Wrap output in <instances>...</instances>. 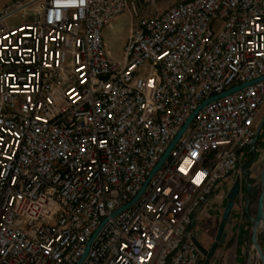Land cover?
<instances>
[{"label": "built area", "instance_id": "1", "mask_svg": "<svg viewBox=\"0 0 264 264\" xmlns=\"http://www.w3.org/2000/svg\"><path fill=\"white\" fill-rule=\"evenodd\" d=\"M38 1L0 7V264H79L96 232L81 264H202L191 229L264 80L199 111L132 202L203 102L264 77V0H42L8 23ZM130 9L120 61L104 31Z\"/></svg>", "mask_w": 264, "mask_h": 264}, {"label": "crops", "instance_id": "2", "mask_svg": "<svg viewBox=\"0 0 264 264\" xmlns=\"http://www.w3.org/2000/svg\"><path fill=\"white\" fill-rule=\"evenodd\" d=\"M12 0H0V7L9 3ZM129 15L130 17V27L128 29V33L125 37L122 38L121 44L122 46L125 45L128 39L129 31L132 25L135 24V19L133 15V11L130 9L129 11L125 12L122 16ZM119 17L112 22V24L105 29L104 37L106 44L109 48V53L114 58L113 53L110 50V34L113 32L115 33L116 22L118 21ZM115 59V58H114ZM257 155L255 156L256 164H260V162L264 159V155L262 156L260 153L264 152V142L257 143ZM253 156H249L251 160ZM242 157V156H241ZM252 161V160H251ZM241 163V166L244 169L243 178L240 180L241 185V197L247 196L246 202H235L232 212L230 214L229 220L225 227V234L226 240L223 244H220L213 259L211 260L210 264H261L254 247L251 244L252 238V227L249 224L248 220L245 216L246 208L249 210V214L251 217H254L257 212V202L252 201L255 197L256 192L253 188V193L250 194L247 191V185L250 184L254 186L255 182V175L253 172V167L246 169L247 163ZM250 163V162H249ZM254 163V162H253ZM251 174H249L250 172ZM230 186L228 184H223L219 189V192H228ZM261 193V190L258 194V197ZM258 200V198H257ZM227 202L224 204L216 202L213 199V196L210 198L209 202L201 209L198 217L192 227V233L195 239L206 249L209 250L212 244L215 241L220 223L222 221L223 213L226 209ZM259 236V240L264 248V232L261 231Z\"/></svg>", "mask_w": 264, "mask_h": 264}, {"label": "water", "instance_id": "3", "mask_svg": "<svg viewBox=\"0 0 264 264\" xmlns=\"http://www.w3.org/2000/svg\"><path fill=\"white\" fill-rule=\"evenodd\" d=\"M264 80V77H261L258 80H255L251 83H247V84H243L239 87L233 88L227 92L222 93L221 95L215 96L213 98H210L209 100L203 102L198 109L193 112L190 117L187 119L186 123L184 124V126L181 128V130L179 131V133L177 134L176 138L174 139V141L171 143V145L169 146V148L167 149V151L165 152V154L162 156L161 160L159 161V163L157 164V166L155 167V169L152 171L150 177L147 180V183L144 185V187L142 188V190L140 191V193L138 194V196L134 199V201L132 203H134L144 192L148 182L151 180V178L153 177V175L159 170V168L163 165V163L166 161V159L168 158L169 154L171 153V151L173 150L174 146L178 143V141L180 140V138L182 137V135L185 133V131L188 129V127L191 125V123L193 122L194 118L196 117V115L198 114L199 111H201L205 106H207L208 104L215 102L219 99H222L228 95H231L235 92H238L242 89H245L251 85H254L258 82H261ZM264 127V122L261 124V127L258 130V134L257 136L254 138V140L252 141L250 148L252 150L255 149L256 144L258 142V138H259V133L261 131V129ZM250 165L246 166V169L250 168ZM260 180H261V185H262V191L258 197L257 200V212L256 215L254 217H251L249 214V210L248 208H246L245 211V216L246 219L248 220L249 224L252 227V238H251V244L254 247L257 257L260 261L261 264H264V248L263 245L261 244L260 240H259V236L261 234L260 230L264 232V167L263 170L261 172V176H260ZM247 191L248 193H251V185L248 184L247 185ZM239 193H240V179H237L234 186L231 188V190L229 191V193L227 194V200H228V204L226 206V209L223 213L222 216V221L220 223L216 238L214 243L212 244L211 248L209 250H207L206 248H204L196 239H194L195 244L198 248V250L200 251L201 255L203 256L204 260L202 262V264H210L211 260L213 259L218 247L220 244H223L226 240V234H225V227L226 224L229 220L230 214L232 212L233 206L235 204V202L237 201L238 197H239ZM119 212L115 213L114 215H117ZM105 223V222H104ZM103 223V224H104ZM103 226V225H102ZM98 232H96L94 234V236L92 237V239L90 240V242L87 245L85 254L81 260V262L79 264H81L87 257L91 243L94 241L95 237L97 236Z\"/></svg>", "mask_w": 264, "mask_h": 264}, {"label": "rangeland", "instance_id": "4", "mask_svg": "<svg viewBox=\"0 0 264 264\" xmlns=\"http://www.w3.org/2000/svg\"><path fill=\"white\" fill-rule=\"evenodd\" d=\"M182 1H188V0H167V2H161L160 1L159 4H158V8H159V10H164V9H166L169 6L177 4V3L182 2ZM11 2L12 1H10L9 3H7L5 5H9ZM40 6H41L40 2L35 4V5H33L31 7V9L27 10L25 13H18L16 16L11 18L8 21V23L10 25H17V24L22 23L24 21H31L33 19V15H32L33 10L32 9H39ZM140 17H142V15H139L137 19H139ZM135 23H136V21H135ZM115 24H116L117 30H116L115 33L112 32L110 34V39L108 41H109V44H110V50L113 53L114 58L116 60L122 61V59H123V47L124 46H122L121 41H122V38L127 35L128 29L130 27V17H129V15H125L123 17H119L118 21ZM260 120H263L262 123L264 122V114L262 115V118ZM261 124H260V127H261ZM262 142H264V127L261 129V131L259 133V138H258V142L257 143L259 144V143H262ZM256 150H257V144H256V147H255L254 150L249 148L246 152L242 153V157L240 159V162L247 163L246 166L251 164L250 166L253 167V169H254L253 172L252 171L251 172L254 173L256 179H255V182H254L255 183L254 186L251 185V193H250V194L253 193L252 192L253 188H254V190L256 192L258 191L256 193L255 197L252 200L254 202H257L258 194H259L260 190L262 191V185H261L260 176H261V172H262L263 167H264V159L260 162V164L259 163L256 164V161H255V156L257 155V151ZM260 154L263 156L264 152H261ZM251 155L252 156L255 155L251 159L252 161L249 159V156H251ZM251 172L249 174H251ZM243 174H244V169L240 165L239 172L236 173L232 178H230L226 182V184H228V186H230L229 187L230 190L234 186V184H235L237 179L241 180L244 177ZM219 189H217V191L213 194V199H215L216 202H218V203H222V204L223 203L225 204L226 202L228 203V200H227L228 192H226V191L225 192H219ZM239 200H240V202H246L247 201V196L241 197V185H240V193H239V197H238L237 201H239Z\"/></svg>", "mask_w": 264, "mask_h": 264}, {"label": "bare ground", "instance_id": "5", "mask_svg": "<svg viewBox=\"0 0 264 264\" xmlns=\"http://www.w3.org/2000/svg\"><path fill=\"white\" fill-rule=\"evenodd\" d=\"M41 1H42V0H39L37 3L41 2ZM37 3H36V4H37Z\"/></svg>", "mask_w": 264, "mask_h": 264}]
</instances>
